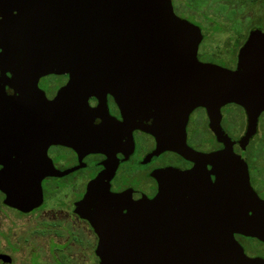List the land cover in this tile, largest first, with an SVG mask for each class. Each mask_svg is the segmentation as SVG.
I'll return each instance as SVG.
<instances>
[{
	"label": "water",
	"instance_id": "95a60500",
	"mask_svg": "<svg viewBox=\"0 0 264 264\" xmlns=\"http://www.w3.org/2000/svg\"><path fill=\"white\" fill-rule=\"evenodd\" d=\"M199 38L197 28L173 13L170 0H0V67L11 63L36 75L69 72L63 92L80 95L76 110L83 115L77 141L88 132L86 97L109 88L126 119L152 120L143 129L155 137V153L171 150L196 161L188 171H157L152 199L111 193L112 171L91 181L78 212L98 235L102 264H264L247 257L234 238L239 233L264 242V199L250 185L245 158L198 153L185 133L189 112L203 106L218 140L231 151L219 107L234 102L247 116L238 141L245 147L264 111V32H252L235 70L199 63ZM54 101L43 95L31 109L34 124L51 117ZM45 165L28 163L27 185L8 197L22 199L27 208L37 205L40 179L52 173ZM8 177L0 173V181Z\"/></svg>",
	"mask_w": 264,
	"mask_h": 264
},
{
	"label": "flooded vegetation",
	"instance_id": "af4514ba",
	"mask_svg": "<svg viewBox=\"0 0 264 264\" xmlns=\"http://www.w3.org/2000/svg\"><path fill=\"white\" fill-rule=\"evenodd\" d=\"M170 3L177 17L198 29L196 58L203 65L235 70L239 51L252 32H264V0ZM251 59L252 65H258L256 56L251 55ZM69 79V72L36 75L11 63L0 67V173L4 171L10 176L5 183L0 181V264H102L96 253L98 235L90 221L78 212V204L91 181L112 171L108 179L111 193L126 191L136 199H152L158 191L154 176L157 171H188L196 165L194 159L171 150L155 153L156 139L143 129L152 120L126 119L109 88L94 89L86 97L88 132L84 140L77 141L76 123L83 115L76 110V97L80 95L63 92ZM43 95L47 100H55L52 115L37 119L34 124L31 109L43 103ZM219 114V125L232 141L231 151L225 150L218 140L203 106L188 114L186 144L198 153L222 152L223 158L244 157L250 185L264 199V172L254 177L244 155L251 140L264 135L260 129L264 111L258 115L256 132L244 148L238 144L247 126L244 108L227 102L220 105ZM28 163L32 167L46 164L52 172L40 179L41 200L29 208L22 199L8 197L18 187L22 193V187L27 185L24 178ZM206 169L209 171L212 166L206 164ZM210 178L214 180L215 176ZM234 238L247 257L264 260V252L251 251L243 241L252 239L262 245L264 242L239 233Z\"/></svg>",
	"mask_w": 264,
	"mask_h": 264
},
{
	"label": "rangeland",
	"instance_id": "374dc122",
	"mask_svg": "<svg viewBox=\"0 0 264 264\" xmlns=\"http://www.w3.org/2000/svg\"><path fill=\"white\" fill-rule=\"evenodd\" d=\"M238 116L237 115L235 116L236 122H238L237 121ZM228 127L232 128V126H229V125ZM260 129H261V133H264V115H262L261 117ZM244 155L249 160L250 168H251V171L254 177H257L258 173L264 172V135L263 136L261 134L259 136L256 135L251 140L249 146L244 152ZM243 243L246 248H249L253 252H264V245L258 243L255 240H252V239L244 240Z\"/></svg>",
	"mask_w": 264,
	"mask_h": 264
}]
</instances>
